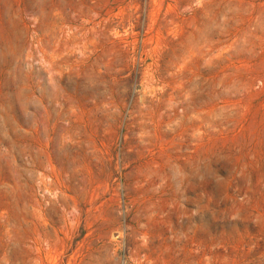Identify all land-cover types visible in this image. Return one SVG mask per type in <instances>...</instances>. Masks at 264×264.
<instances>
[{"label": "rangeland", "instance_id": "1", "mask_svg": "<svg viewBox=\"0 0 264 264\" xmlns=\"http://www.w3.org/2000/svg\"><path fill=\"white\" fill-rule=\"evenodd\" d=\"M0 264H264V0H0Z\"/></svg>", "mask_w": 264, "mask_h": 264}]
</instances>
